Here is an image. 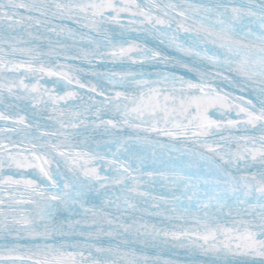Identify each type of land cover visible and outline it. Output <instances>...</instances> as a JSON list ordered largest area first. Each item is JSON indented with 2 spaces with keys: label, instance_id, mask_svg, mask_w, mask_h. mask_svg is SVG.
Segmentation results:
<instances>
[{
  "label": "snow or ice",
  "instance_id": "1",
  "mask_svg": "<svg viewBox=\"0 0 264 264\" xmlns=\"http://www.w3.org/2000/svg\"><path fill=\"white\" fill-rule=\"evenodd\" d=\"M0 106V264H172L169 245L264 264V0H0Z\"/></svg>",
  "mask_w": 264,
  "mask_h": 264
}]
</instances>
